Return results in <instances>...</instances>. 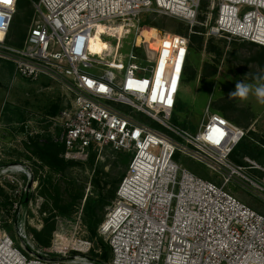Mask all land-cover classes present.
Segmentation results:
<instances>
[{
    "label": "built area",
    "instance_id": "built-area-1",
    "mask_svg": "<svg viewBox=\"0 0 264 264\" xmlns=\"http://www.w3.org/2000/svg\"><path fill=\"white\" fill-rule=\"evenodd\" d=\"M202 1L38 0L26 39L15 47L9 34L18 0H0V60L21 78L48 79L72 96L71 106L55 118L63 130V158L85 161L91 151L107 148L131 156L99 228L110 247L108 263L84 254L89 242L65 246L56 240L51 248L37 247L26 226L43 201L35 170L21 163L1 167L8 172L0 177L13 186L11 212L20 248L0 223V264H264V216L227 190L241 181L264 199V165L231 161L247 130L210 113L209 106L196 132L173 123L191 38L160 31L154 54L145 39L137 43L148 28L140 22L145 13L179 19L192 32ZM207 18L208 37L264 47V0H210ZM114 24L123 28L122 38L135 30L132 48L143 50L142 57L131 53L127 64L105 62L108 50L92 51L99 26L122 39L113 33ZM181 155L204 164L221 182L182 167Z\"/></svg>",
    "mask_w": 264,
    "mask_h": 264
},
{
    "label": "rangeland",
    "instance_id": "rangeland-1",
    "mask_svg": "<svg viewBox=\"0 0 264 264\" xmlns=\"http://www.w3.org/2000/svg\"><path fill=\"white\" fill-rule=\"evenodd\" d=\"M35 1L37 2L38 0ZM30 3L31 8L27 0H23V7L17 8L9 38V44L12 46H21L32 26L35 12L32 1ZM203 4H205L204 8ZM209 6L210 0L202 1L203 9H201L198 18L199 24L194 26L192 32L190 26L179 19L151 13H145L140 18L141 25L148 22L160 24V29H152L145 24L144 26L150 30L156 29V31H161L162 33L183 35L190 38L194 35L204 38L201 49L197 42H192L191 40L185 78L178 94L174 119L178 122L177 125L181 126L182 123H186L190 131L196 132L208 106L210 113H219L223 117L224 115L219 109L224 108L227 114L225 117L229 121L244 128L247 132L264 137V105L258 103L254 95H250L247 100L229 97V93L235 91L237 81L256 83L253 79L255 76H264V47L236 39L228 40L208 37L206 24L210 21L207 18ZM27 9H30L31 12L27 11ZM215 17L216 12L213 19ZM106 25L109 26V24ZM111 26L113 30H116V34L122 38L123 33L121 36L120 32L124 31L123 28L114 27L116 26L115 24ZM137 37L134 29H130V32L118 41L111 36H102L98 32L91 44L95 46L96 53L100 54L104 52L107 45L109 46L108 56H104L103 61L119 60L127 64L131 53L139 58L144 55L143 50H133L132 48ZM115 52L116 54L114 55ZM135 62L140 63L139 61ZM59 90L48 79L42 78L39 82H30L21 78L15 74L11 63L0 60V168L14 163L30 165L35 170V179L39 183L38 196L43 199L40 207L35 210V213L27 221V231L34 229L40 232L45 225V218H50V212L47 210L44 212L43 210L46 206V200L40 193V184L51 173L46 167L42 168L36 158L27 151L26 144L30 142L31 138H37L38 136L44 139H58L62 134V127L56 124V116L54 117V115L56 107L64 102L65 99H69V97L68 94H60ZM248 135V140L254 137L250 133ZM260 148L263 149L264 147L260 146ZM93 153H96L95 167L101 165L104 172L110 174V177H108V188L116 182L120 174L127 173V166L119 164L116 167L114 166L113 163L117 162V156H115L116 152L114 153L111 149L107 148L101 152L98 150L91 151V154ZM261 154L264 159V152H261ZM89 159L85 161L65 160L86 164ZM245 159L244 162L249 166L250 164ZM177 161L182 167L203 179L217 183L221 182L215 172L200 162L184 155L179 156ZM251 161L261 166V163ZM15 170L23 174L26 173V169L21 167L15 168ZM93 171L89 170L88 167H77L70 171L71 173L68 177L76 179L79 186L84 187V197L71 217H61L58 213H53L55 230L52 234L51 245L47 248H51L57 241L63 242L65 246H74L79 242H89L92 247L84 254L90 259H95L96 254H101L98 246L99 241L108 245L107 241L99 234L100 226L98 228V238L90 239L83 220L87 198H97V191L92 183ZM6 172H8V169H2L0 174ZM249 172L254 176H260L257 175L258 170L256 169H250ZM54 178L57 179L58 175L54 176ZM61 184L64 185L65 182ZM0 188L11 197L13 186L6 177H0ZM227 190L254 211L264 216V199L254 193L244 182H232L227 186ZM10 204V216H13L11 201ZM108 207L105 209L104 219ZM2 214L1 227L13 238L16 246L20 248L15 222H12L10 216L7 217L4 212ZM5 219L6 221L4 222L3 220ZM5 223L8 224L9 228L4 226ZM70 253L69 255H74L76 252L71 251Z\"/></svg>",
    "mask_w": 264,
    "mask_h": 264
},
{
    "label": "trees",
    "instance_id": "trees-1",
    "mask_svg": "<svg viewBox=\"0 0 264 264\" xmlns=\"http://www.w3.org/2000/svg\"><path fill=\"white\" fill-rule=\"evenodd\" d=\"M36 2L35 0H27L30 8L31 3ZM203 4V8H204ZM23 7V0H18L17 8ZM202 8V9H203ZM27 11L31 12L30 9ZM206 19V18H202ZM14 22V20H13ZM14 24V23H13ZM12 24V25H13ZM146 26L150 28H158L160 29L159 23L148 22L145 23ZM144 24V25H145ZM16 28V27H15ZM12 29V27H11ZM11 32V31H10ZM122 31L120 35L122 36ZM10 38V34H9ZM22 40V39H21ZM192 42H197L199 48L201 49L204 43L203 37H198L196 35L192 36ZM10 43V42H9ZM254 45V44H253ZM256 46V45H255ZM17 47H20L18 45ZM109 46L104 50H108ZM91 49L94 53H96V48L91 44ZM264 49V48H263ZM220 112L223 113L224 117L226 114V109H219ZM226 118V117H225ZM227 119V118H226ZM173 122L177 124L178 122L173 118ZM182 127L187 128L186 123L181 124ZM188 129V128H187ZM251 134L254 137H251L248 140L249 135ZM245 139L235 148L234 152L231 155V161L239 166H247L244 162L245 158H249L253 161L261 163L264 165V159L262 158L261 152H264V148L261 149L260 146L264 147V137L255 135L251 132H248ZM27 151L36 158L38 163H40L42 168L49 169L51 175L44 178L40 184L41 187V195L46 200V206L43 209L44 212H50V218H45V225L43 229L38 232L34 229L28 230V235L32 237L33 242L39 248H47L51 245L52 234L55 230V221L53 220V213H58L61 217H71L84 197V187L79 186L76 179L69 178L70 171L77 167L85 168L88 167L89 170L93 171L96 163V153L91 154L89 157V161L86 164H81L76 161H66L62 155L65 150L64 145L59 141H55L49 138H43L38 136L37 138H31L30 142L26 144ZM115 153V152H114ZM115 156H117V162H114V166L116 167L118 164L122 166L129 167L131 162V156L126 155L124 153L116 152ZM128 170V169H127ZM254 173V172H253ZM257 175H261V172L258 171ZM92 183L94 185L96 193V199L87 198L85 206H84V223L89 232L90 239L98 238V228L104 219L105 209L111 205L112 201L115 199L117 189L122 179L126 174H120L119 178L112 184L110 188H108L109 182L108 177L110 174H107L103 170V166H96L93 171ZM58 178L55 179L54 176ZM107 178V179H106ZM65 182L64 185L61 183ZM67 195V196H66ZM0 221L3 219L4 212L7 217L10 216L11 204L10 197L0 188ZM4 214V215H5ZM52 217V218H51ZM11 221L15 222V217L10 216ZM4 222L6 221L3 220ZM4 226L9 228L8 224L5 223ZM98 246L100 248L101 254H96V261L102 263H108L110 260V247L109 245L104 244L102 241H99Z\"/></svg>",
    "mask_w": 264,
    "mask_h": 264
},
{
    "label": "clouds",
    "instance_id": "clouds-1",
    "mask_svg": "<svg viewBox=\"0 0 264 264\" xmlns=\"http://www.w3.org/2000/svg\"><path fill=\"white\" fill-rule=\"evenodd\" d=\"M253 79L256 83L237 81L235 91L230 92L229 97L247 100L250 95H254L257 102L264 105V76H255Z\"/></svg>",
    "mask_w": 264,
    "mask_h": 264
},
{
    "label": "bare ground",
    "instance_id": "bare-ground-1",
    "mask_svg": "<svg viewBox=\"0 0 264 264\" xmlns=\"http://www.w3.org/2000/svg\"><path fill=\"white\" fill-rule=\"evenodd\" d=\"M112 29H113V27H112ZM152 29H154V28H152ZM98 32L102 36H110L111 35L110 31L107 30L104 26H99L98 29H97L96 34ZM113 33H117V32H113ZM95 36L92 38L91 42L95 39ZM142 39H145V42L148 43V46L150 47V50L154 54L157 51L159 43H160V33H159V31H156V29L155 30H150L149 28H145L142 31L141 36H139L137 38V43L140 44Z\"/></svg>",
    "mask_w": 264,
    "mask_h": 264
},
{
    "label": "crops",
    "instance_id": "crops-1",
    "mask_svg": "<svg viewBox=\"0 0 264 264\" xmlns=\"http://www.w3.org/2000/svg\"><path fill=\"white\" fill-rule=\"evenodd\" d=\"M49 82L50 83H54V82H52V81H50L49 80ZM34 84V83H33ZM55 84V86L58 88V89H60L59 90V92H60V94H68V97H69V99H65L64 100V102H62L61 104H59L57 107H56V112H55V115H54V117L56 116H59V114H60V112L62 111V110H64V109H66V108H69L70 106H71V103H72V96L68 93V92H66L60 85H58V84H56V83H54ZM55 117V118H56ZM55 122H56V124L57 125H59L60 127H61V124H60V122L58 121V120H55ZM62 135V134H61ZM61 135H60V137H61ZM60 137L58 138V139H53V140H55V141H59L60 140ZM60 142V141H59ZM61 143V142H60Z\"/></svg>",
    "mask_w": 264,
    "mask_h": 264
},
{
    "label": "snow or ice",
    "instance_id": "snow-or-ice-1",
    "mask_svg": "<svg viewBox=\"0 0 264 264\" xmlns=\"http://www.w3.org/2000/svg\"><path fill=\"white\" fill-rule=\"evenodd\" d=\"M3 2H4L5 4H8V3L11 2V0H3Z\"/></svg>",
    "mask_w": 264,
    "mask_h": 264
},
{
    "label": "water",
    "instance_id": "water-1",
    "mask_svg": "<svg viewBox=\"0 0 264 264\" xmlns=\"http://www.w3.org/2000/svg\"><path fill=\"white\" fill-rule=\"evenodd\" d=\"M24 240H26V243L28 242L27 238H25Z\"/></svg>",
    "mask_w": 264,
    "mask_h": 264
}]
</instances>
